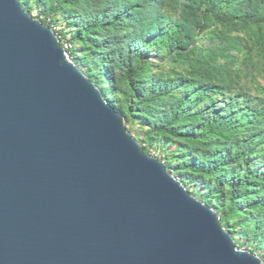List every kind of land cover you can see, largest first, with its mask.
Listing matches in <instances>:
<instances>
[{
	"label": "water",
	"instance_id": "1",
	"mask_svg": "<svg viewBox=\"0 0 264 264\" xmlns=\"http://www.w3.org/2000/svg\"><path fill=\"white\" fill-rule=\"evenodd\" d=\"M0 264H263L20 0H0Z\"/></svg>",
	"mask_w": 264,
	"mask_h": 264
},
{
	"label": "trees",
	"instance_id": "2",
	"mask_svg": "<svg viewBox=\"0 0 264 264\" xmlns=\"http://www.w3.org/2000/svg\"><path fill=\"white\" fill-rule=\"evenodd\" d=\"M37 3L44 24L53 28L61 23L69 31L71 60L126 123L140 120L148 129L147 141L162 136L166 143L178 144L174 158L184 162L173 164L171 170L176 168L188 178H209L214 189L224 192L226 204L214 207L220 223L232 235L237 233L231 230L236 225L248 239L264 238V169L249 164L257 156L264 165V127L247 131L249 138L242 137L248 121L259 119L264 126V106L236 89L234 71L219 63L220 58L229 60L234 39L223 32L219 36L221 31L214 33L221 46L209 50L200 48L199 41L215 26L246 30L254 37L249 56L255 47L264 52V0ZM63 30L56 32L59 38ZM146 41L159 45L174 66L190 67L192 80L175 86L173 79L152 74L154 61L142 53ZM106 78L112 89L104 87ZM195 85L196 93H191ZM110 92L119 97L109 98ZM194 102H202L203 108H190Z\"/></svg>",
	"mask_w": 264,
	"mask_h": 264
},
{
	"label": "rangeland",
	"instance_id": "3",
	"mask_svg": "<svg viewBox=\"0 0 264 264\" xmlns=\"http://www.w3.org/2000/svg\"><path fill=\"white\" fill-rule=\"evenodd\" d=\"M21 4L23 5L24 9L34 18L41 20L40 15V6L37 3V0H20ZM47 25V24H46ZM54 32H62L64 29V25L61 23H56L53 25ZM63 35H60L61 44L67 52V55L70 58V54L68 52L69 45V38L71 37L68 34L69 31L63 30ZM220 34H227L228 37L234 39L235 46L229 51L230 58L229 60H223L222 58L219 59L220 64L227 63V65L234 71L233 75L236 80V89H240L251 97L255 99V102L264 106V52L259 51L258 47H255L253 52H251V56H249V48L253 46L254 37L252 34L248 33L246 30H231L228 28H223L221 26H215L210 30L204 32L200 37V48L204 47L205 50H209L211 48H219L221 46V39L219 36H215L214 33ZM223 32V33H222ZM56 33V34H57ZM214 34V35H213ZM58 35V34H57ZM66 35V36H65ZM59 37V36H58ZM59 38V39H60ZM76 50V48H74ZM258 52L260 54L258 55ZM142 53L152 59L154 64L151 66V73L154 75H164L165 77H169L176 81L175 86L180 83L189 82L191 79L190 74L192 69L186 66H174L169 61L168 57L165 55V51L160 49L159 45L152 44L148 41L144 44V50ZM165 57V58H163ZM71 59V58H70ZM173 74V75H172ZM104 87H108L112 89L114 86L110 84L108 79H104ZM113 86V87H112ZM201 84H198V88ZM197 89V85H195L190 92L196 93L194 90ZM104 95V94H103ZM108 97L118 98L119 96L114 93H109ZM108 100V99H106ZM203 108V103H193V109H200ZM225 112V111H224ZM246 129L245 132L242 133V137L249 138L251 134L247 133V131H254L260 129L263 126L259 119L254 121H248L245 125ZM126 128L128 131L138 140L140 143L142 150L146 154L156 157L160 159L167 169L179 180H181L189 192L194 195L196 198L200 199L201 201H209V203L204 202L210 205L214 210L216 206H223L226 204V198L224 197V192L221 189L217 188L214 189L215 186L210 185L208 183L209 178H188L186 174L181 173L176 168L172 169L173 164L183 163L184 160L178 161L175 159L174 154H178L179 150L178 144L175 145L173 141L166 143V139L162 136L155 137V140L150 142L147 141L145 136V132L148 130L147 127L142 125L140 120H136L134 122L126 123ZM189 149H193L191 146ZM192 151V150H191ZM250 166L254 169L263 168L264 165L261 163L260 158L257 156L252 157V161L249 162ZM169 167V168H168ZM217 186V185H216ZM239 206H242V203H239ZM245 210V209H244ZM217 211V210H216ZM218 213V211H217ZM220 220V217H219ZM231 230H236L237 233H231L233 236L236 245L239 249L248 250L258 256L263 261L264 264V238L262 235L258 237L257 240L254 238L248 239L247 236H244L241 226L232 225Z\"/></svg>",
	"mask_w": 264,
	"mask_h": 264
}]
</instances>
